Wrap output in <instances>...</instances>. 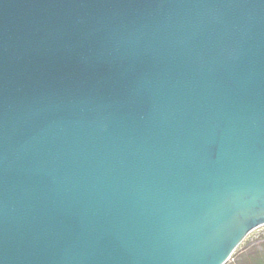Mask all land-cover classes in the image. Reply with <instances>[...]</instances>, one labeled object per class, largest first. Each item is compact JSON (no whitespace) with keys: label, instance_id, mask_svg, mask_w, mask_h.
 <instances>
[{"label":"water","instance_id":"1","mask_svg":"<svg viewBox=\"0 0 264 264\" xmlns=\"http://www.w3.org/2000/svg\"><path fill=\"white\" fill-rule=\"evenodd\" d=\"M264 225V0H0V264H226Z\"/></svg>","mask_w":264,"mask_h":264},{"label":"rangeland","instance_id":"2","mask_svg":"<svg viewBox=\"0 0 264 264\" xmlns=\"http://www.w3.org/2000/svg\"><path fill=\"white\" fill-rule=\"evenodd\" d=\"M257 261L261 263H256ZM230 262H236L235 264L238 262L240 264H264V225L257 227L248 234L235 250V256Z\"/></svg>","mask_w":264,"mask_h":264},{"label":"trees","instance_id":"3","mask_svg":"<svg viewBox=\"0 0 264 264\" xmlns=\"http://www.w3.org/2000/svg\"><path fill=\"white\" fill-rule=\"evenodd\" d=\"M234 256H235V252H234V254L231 256V258H230V260L231 259H233L234 258ZM254 257V256H253ZM250 259H251V257H250ZM230 260L226 263V264H235L236 262H230ZM253 260V259H252ZM247 261V260H246ZM251 262V261H250ZM258 262H260V261H257L256 263H258ZM247 263H248V261H247ZM261 263V262H260ZM238 264H240L239 262H238Z\"/></svg>","mask_w":264,"mask_h":264}]
</instances>
